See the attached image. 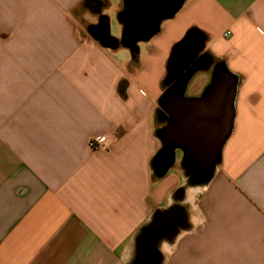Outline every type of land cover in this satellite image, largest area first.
I'll list each match as a JSON object with an SVG mask.
<instances>
[{"label": "crops", "instance_id": "0c3cea01", "mask_svg": "<svg viewBox=\"0 0 264 264\" xmlns=\"http://www.w3.org/2000/svg\"><path fill=\"white\" fill-rule=\"evenodd\" d=\"M170 2L124 44L133 0H0V264H135L156 217L162 264H264V0ZM218 66L237 90L209 181L180 149L156 176L163 96L191 73L183 98L202 97Z\"/></svg>", "mask_w": 264, "mask_h": 264}, {"label": "water", "instance_id": "95a60500", "mask_svg": "<svg viewBox=\"0 0 264 264\" xmlns=\"http://www.w3.org/2000/svg\"><path fill=\"white\" fill-rule=\"evenodd\" d=\"M169 5L170 0H133L135 12L126 21L124 44L148 38L160 22L154 16ZM178 5L172 3V8ZM146 12L150 14L142 19ZM106 29L105 40L96 37L91 30L95 39L104 47L111 40L107 35L109 24ZM190 75L186 73L181 76L163 96L162 101L169 105L171 121L168 128L159 132L163 147L152 166L156 176L162 177L174 162L175 150L180 149L184 155V169L191 181L206 183L219 162L222 147L232 130L237 83L225 68L218 66L213 73L211 85L202 97L186 99L183 98V92ZM163 220L156 217L142 230L136 242L138 252L135 264L160 263V254L155 245L165 233L161 228Z\"/></svg>", "mask_w": 264, "mask_h": 264}, {"label": "rangeland", "instance_id": "374dc122", "mask_svg": "<svg viewBox=\"0 0 264 264\" xmlns=\"http://www.w3.org/2000/svg\"><path fill=\"white\" fill-rule=\"evenodd\" d=\"M110 28H111V34H113V35L119 34L120 27L118 26L117 21H116V19H115L114 16H113V20L110 22ZM180 153H181L180 150H178L177 151V157H178V159H180ZM160 239L156 243L155 247H156L157 251L160 254V263L159 264H162V262H163V260L165 258V255H162V253H161V251L163 250L164 245L161 243V240Z\"/></svg>", "mask_w": 264, "mask_h": 264}, {"label": "flooded vegetation", "instance_id": "af4514ba", "mask_svg": "<svg viewBox=\"0 0 264 264\" xmlns=\"http://www.w3.org/2000/svg\"><path fill=\"white\" fill-rule=\"evenodd\" d=\"M93 33L96 35V37H99L103 40L106 39L105 38V29L103 27L96 28L95 30H93ZM172 220H173V218L171 220H166V221L163 220V223H162L163 225L161 228L164 232L173 230Z\"/></svg>", "mask_w": 264, "mask_h": 264}, {"label": "built area", "instance_id": "2783aa9c", "mask_svg": "<svg viewBox=\"0 0 264 264\" xmlns=\"http://www.w3.org/2000/svg\"><path fill=\"white\" fill-rule=\"evenodd\" d=\"M90 148H104L106 146L105 139L102 137H95L90 139L87 143Z\"/></svg>", "mask_w": 264, "mask_h": 264}]
</instances>
